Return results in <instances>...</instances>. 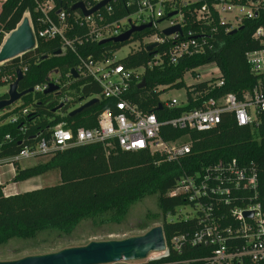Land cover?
I'll return each mask as SVG.
<instances>
[{
	"label": "trees",
	"instance_id": "obj_1",
	"mask_svg": "<svg viewBox=\"0 0 264 264\" xmlns=\"http://www.w3.org/2000/svg\"><path fill=\"white\" fill-rule=\"evenodd\" d=\"M195 1L197 3L184 7L182 11L185 13L187 29L199 32L200 27L192 22L193 18L189 11L202 4L209 5L215 0ZM117 2L114 14L109 20L122 18L131 11L124 6V0ZM62 7L66 13H71L68 5L63 4ZM58 9L59 6L56 4L54 12ZM26 13L29 14L36 34L39 29L37 22L39 13L35 11L34 2L4 1L0 9V46L5 36L16 29ZM165 18L166 16L157 23ZM68 23H71L70 20ZM259 27L264 28V10L254 19L245 20L234 33H224L219 29L216 39L220 45L214 53L185 57L175 65L164 62L160 66L146 69L140 76V82L132 85L129 98L145 112L155 113L160 120L176 117L181 111L197 107L198 102L183 108L157 111L159 96L171 88L177 90L184 88L183 76L187 70L210 62H215L220 69L222 85L207 91L203 99L227 94L240 96L255 82L246 63L245 54L264 48L263 43L252 38L254 31ZM74 33L78 37H84L86 31L70 26L66 35L72 38ZM153 34L155 29L149 28L132 34L130 40L122 44L109 42L100 45L84 42L82 45L75 44V47L80 56H91L97 60L113 54L132 41L141 43L145 37ZM59 51L58 40L38 39L33 50L0 67V85L14 82L16 71L20 70L23 76L18 83V90L22 92L44 83L49 74L57 72V86L60 91L59 94L28 93L21 97L16 107L4 109L7 112L0 117V159L17 154L21 150L19 143L23 138L28 139L37 132H45L47 128L58 124H66L72 129H94L97 126L98 115L112 107L109 101L100 99L80 113L70 116L69 111L76 109L75 106H81L90 98H98L100 87L89 77L78 74L77 77H73L71 70L77 69L78 58L71 52ZM151 53L140 44L137 51L118 62L128 69L145 67L151 59ZM2 78L6 81L2 82ZM142 81L145 85L139 88ZM157 86L166 88L153 92ZM205 89H208L207 83H197L188 87L187 92L190 95V92H202ZM65 96L71 100L57 109ZM7 98L5 93L0 100ZM25 109L28 113L22 115L21 112ZM13 115L17 116L16 122H6ZM184 134V131L173 130L168 126L161 128L164 140H175ZM6 136L10 139L7 140ZM190 138V155L179 164L164 161L163 158L151 155L148 151L126 152L116 148L106 155L103 147L98 144L54 152L45 163L29 168L22 169L16 164L12 178L14 183L25 182L54 169L59 172L60 183L9 196L4 195L3 186L0 185V246L12 239L35 238L45 230L55 229L71 235L73 229L83 221H94L104 216H109L110 223L120 224L132 204L145 195L155 194L163 217L161 227L169 256L137 264H185L188 260L209 256L212 253L211 247L186 245L180 253L169 247L173 237L191 235L201 227V224L196 218L168 221V215H174L177 208L186 207L189 202L183 196L170 197L167 193L175 187L177 178L183 172L193 173L209 163L236 159L240 163L246 165L252 163L256 167L258 202L264 208V123L256 128L239 127L233 117L224 116L218 127L207 131H193ZM239 205L232 203L220 206L216 220L222 225L233 224L229 218V208ZM219 216L223 218L219 219ZM239 264L253 263L243 261Z\"/></svg>",
	"mask_w": 264,
	"mask_h": 264
},
{
	"label": "built area",
	"instance_id": "obj_2",
	"mask_svg": "<svg viewBox=\"0 0 264 264\" xmlns=\"http://www.w3.org/2000/svg\"><path fill=\"white\" fill-rule=\"evenodd\" d=\"M32 1L35 11L39 13V29L36 34L30 21L35 47L38 39L58 40L60 53L68 51L78 58L79 64L75 70L77 74L89 77L100 87L97 99L109 101L112 107L98 115L94 129H72L62 123L47 128L45 132H37L28 139L23 138L19 143L21 150L17 154L0 159V166L9 167L7 171L0 173V185H4L1 182L3 176L15 174V165L20 161L66 151L76 146L98 144L103 147L106 155L116 148L126 152L148 151L164 161L179 164L190 155V133L214 129L221 124L224 116L233 117L239 127L256 128L264 123V48L245 54L255 82L240 96L227 94L203 99L207 91L222 85L220 69L215 62H210L187 70L195 78L202 77L203 80L197 83H207L208 89L190 92L188 95L186 87L185 99L182 101L177 98L160 100L159 96L158 104L162 106L160 111L183 108L198 102L197 107L181 111L176 117L160 120L155 113L145 112L129 98L132 85L140 82V76L146 69L160 66L164 62L175 65L185 57L217 51L220 45L216 39L219 29L224 33L238 30L245 20L254 19L264 10V0H215L209 5L202 4L189 11L192 22L200 27L199 32L187 29L185 13L182 11L184 7L197 3L195 0H124V6L131 10L130 13L113 20L109 19L114 14L117 0H111L88 17L80 10L72 11L71 7L82 3L89 11L103 0H61L60 4L56 0ZM56 4L59 9L54 12ZM63 4L69 6L71 13H66ZM172 13L175 15L168 17ZM27 16L29 18L28 13L25 17ZM165 16L163 21L167 25L160 29L157 21ZM148 23H151L150 28L155 29V34L145 37L141 46L145 50L153 44H157V47L151 51V59L145 67L128 69L114 60L115 52L97 60L77 53L75 44H99L103 40L124 34L132 27ZM70 26L85 30L84 37H78L74 33L69 38L66 32ZM173 27H179L180 32L170 36L163 35L164 30ZM252 38L264 44V28L256 29ZM196 71L202 74H197ZM5 81L3 78L2 82ZM49 83L58 84L56 72L49 74L44 83L34 86L32 93H43ZM165 88L166 86H157L153 92ZM70 100V97L65 96L61 103L67 104ZM27 113L26 109L21 112L22 115ZM16 120L17 116L13 115L6 122L14 123ZM164 126L184 131L185 134L175 140H164L161 136V128ZM6 139L10 137L6 136ZM257 188L256 167L252 163L246 165L236 159L209 163L193 173L183 172L167 195L185 197L189 202L186 207L190 208V213L184 219L196 218L201 227L191 235L173 237L169 247L178 253L186 245L212 248L209 256L188 260L185 264H239L243 261L264 264V208L258 202ZM3 193L5 195L4 191ZM232 203L240 204L229 208L228 214L233 224L222 225L216 220V213L220 206ZM245 213H251L252 217L246 218ZM222 218L223 216H219V219Z\"/></svg>",
	"mask_w": 264,
	"mask_h": 264
},
{
	"label": "rangeland",
	"instance_id": "obj_3",
	"mask_svg": "<svg viewBox=\"0 0 264 264\" xmlns=\"http://www.w3.org/2000/svg\"><path fill=\"white\" fill-rule=\"evenodd\" d=\"M4 0H0V5ZM28 17V16H27ZM166 22L159 23V28L166 27ZM8 35L5 36V38ZM140 42L132 41L127 45L121 47L113 54L114 60H121L129 54L137 51L140 47ZM10 64L7 62L0 65V67ZM197 74H202L196 71ZM3 78L1 79V81ZM200 80L202 77L195 78L191 73L185 74L183 81L185 87L177 89H168L160 96V100H168L170 98H177L180 101L185 99L186 87H189ZM9 84L0 85V97L8 92ZM18 105V102L11 106L14 108ZM79 105L75 106L77 108ZM73 109V108H72ZM7 110L0 111V117L6 113ZM52 154L44 155L40 157L23 160L18 163V166L22 169L29 168L38 164L45 163L50 159ZM8 166H0V173L8 170ZM13 174H7L1 178V182L4 183L3 191L8 193H19L23 186L27 183L12 182ZM30 185L34 184V187L44 188L54 186L60 183V177L58 170H50L42 176H38L30 179ZM12 189V191H11ZM190 213V208L179 207L176 209L174 215H168V221H174L179 218H184ZM162 215L157 205V195L150 194L142 197L138 202L132 204L120 224L110 223L109 216L97 218L94 221H83L76 226L71 235H67L61 231L52 229L45 230L39 233L35 238L20 240L12 239L3 246H0V262L12 261L23 258L30 255H41L57 252L64 248L79 247L88 244L91 241H106V240H123L132 236H140L146 233L154 226H162ZM160 253H152L146 259L142 261L117 263V264H137L146 262L154 257H157Z\"/></svg>",
	"mask_w": 264,
	"mask_h": 264
},
{
	"label": "water",
	"instance_id": "obj_4",
	"mask_svg": "<svg viewBox=\"0 0 264 264\" xmlns=\"http://www.w3.org/2000/svg\"><path fill=\"white\" fill-rule=\"evenodd\" d=\"M56 1L58 4L61 3V0ZM110 1L111 0H103L89 11L85 9L82 3H78L72 6L71 10H80L85 17H88L106 6ZM173 15H175V13L169 14L168 17ZM150 27L151 23L139 27H132L124 34L112 39L103 40L99 44L101 45L109 42L122 44L130 40L132 34L141 32ZM235 31H232L231 33H234ZM176 32H180L179 27L166 29L163 31V35L170 36ZM156 47L157 44H153L148 46L146 50L151 53V51ZM34 48L35 39L30 20L28 17H24L16 29L4 39L2 45L0 46V65L10 62ZM71 74L73 77H77V72L74 69L71 70ZM22 76V72L17 70L15 81L9 84L8 87V98L0 100V111L14 105L24 95L33 92L32 88L19 92L18 83L22 79ZM144 85L145 83L142 81L139 88ZM59 92V86L49 83L48 88L43 91V94H59ZM98 101L99 100L97 98L88 100L78 108L72 110L70 112V116L80 113ZM62 106L63 104H60L57 109ZM161 109L162 106L158 104L156 110L160 111ZM244 216L246 218H251L252 214L245 213ZM152 253H160V255L154 257L153 259H162L169 256V250L166 248L163 229L161 226H154L140 236H132L123 240L91 241L84 246L64 248L57 252L48 254L25 256L17 260L3 261L0 262V264H117L142 261Z\"/></svg>",
	"mask_w": 264,
	"mask_h": 264
},
{
	"label": "crops",
	"instance_id": "obj_5",
	"mask_svg": "<svg viewBox=\"0 0 264 264\" xmlns=\"http://www.w3.org/2000/svg\"><path fill=\"white\" fill-rule=\"evenodd\" d=\"M30 181L31 180H27V181L24 182V183H27V184H26V186H23L19 190L20 191L19 193L26 192V191H31V190L39 188L38 186L34 187V184L30 185V183H29ZM11 191H12V189H11ZM13 194H16V192L5 194V196H9V195H13Z\"/></svg>",
	"mask_w": 264,
	"mask_h": 264
}]
</instances>
